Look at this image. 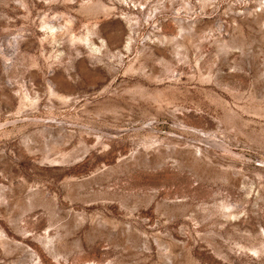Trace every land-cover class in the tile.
<instances>
[{
	"label": "rangeland",
	"instance_id": "rangeland-1",
	"mask_svg": "<svg viewBox=\"0 0 264 264\" xmlns=\"http://www.w3.org/2000/svg\"><path fill=\"white\" fill-rule=\"evenodd\" d=\"M0 264H264V0H0Z\"/></svg>",
	"mask_w": 264,
	"mask_h": 264
}]
</instances>
